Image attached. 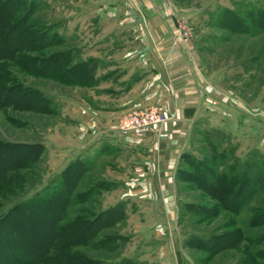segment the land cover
<instances>
[{
    "label": "rangeland",
    "instance_id": "374dc122",
    "mask_svg": "<svg viewBox=\"0 0 264 264\" xmlns=\"http://www.w3.org/2000/svg\"><path fill=\"white\" fill-rule=\"evenodd\" d=\"M176 1L185 10L174 18L175 36L182 43L192 44L194 55L200 64L201 81L213 96L209 101L203 99V106L194 118L184 149L195 157H201L204 135H214L212 130L220 129L225 135L221 147L233 149L234 155L238 157L248 153L250 158L263 164V127H259L261 135L254 131L255 126L262 124L254 120L249 122L247 118L249 115L264 117V30L246 34L231 32L218 26L210 14L223 6H264V0ZM26 2L32 4L34 9L29 17L35 19V23L42 26L44 32H56L57 35L50 36L45 32V42L49 44L37 52L19 50L20 54L17 56L21 64L26 65L28 69L21 68L10 59L0 58L1 65L5 66L13 77L10 81L15 79L26 86L24 99L34 100L40 105L30 110L13 106L10 101L18 91V86H15V89L10 86L9 93L0 97L3 101L0 103V139L36 141L41 144L39 158L33 165L24 169L27 176L19 194L9 196L8 201L4 202L28 195L35 188L46 184L71 160L91 159L92 167L82 177L77 190L82 189L83 184L88 181L96 183L103 180L107 184L92 194L91 205L96 208L115 205L119 216L103 230L110 232L114 238L115 245L112 250L89 247L86 249L88 255L100 258L106 263L120 257H129L138 264H264V223L249 228L254 233L249 240H242L233 247L215 252L200 248L198 242L192 238H206L230 229L229 227L241 225V221L248 214V205L237 213L219 208L215 214H195L191 212L190 206L183 205L184 201L193 200L205 204L216 201L196 188L194 178L193 186L173 179L174 192L171 195H150L155 199V203L145 204L140 199L147 197L146 195L122 193L129 189L123 187L121 178L112 177L114 172L111 168L108 173V161L113 160L117 155L116 151L101 156L84 154L79 139L82 138L85 114L80 113L78 108L75 110V105L83 107L85 87L91 86L95 81L92 79L85 84H78L69 81L71 79H67V76L58 77L54 72L57 67L53 66H56L59 60L54 58L55 61L50 62L52 68L51 65L41 64L40 60L50 51L64 49L69 50L72 62L85 58L83 52L88 41L84 40V34L92 30L90 27L95 29L97 26L89 12L96 2L25 0L23 5ZM29 55L40 58L35 61L29 58ZM93 64L96 68L100 66L98 60H94ZM42 69L47 72L49 70L52 74L47 75ZM35 88L46 95L49 101L43 100L40 103V98L31 99V96L38 97L34 92ZM135 105L137 104L130 108ZM138 105L153 107L160 111L165 119L159 104ZM237 105L245 107L244 114L234 112ZM130 108L124 109L116 116L115 124ZM86 117L88 118V115ZM239 117L242 120L235 126L233 121ZM156 130L149 131L152 133ZM132 149L135 148L127 149L120 156L121 162L125 159L123 155L125 157L133 153ZM138 197L140 206H137L135 201ZM254 202L255 200H252L248 204ZM151 205L155 208H149ZM74 207L75 204L70 212ZM229 223L232 224L228 226Z\"/></svg>",
    "mask_w": 264,
    "mask_h": 264
},
{
    "label": "trees",
    "instance_id": "16d2710c",
    "mask_svg": "<svg viewBox=\"0 0 264 264\" xmlns=\"http://www.w3.org/2000/svg\"><path fill=\"white\" fill-rule=\"evenodd\" d=\"M24 2L0 0V58L10 59L23 69L27 67L17 56L19 50L37 52L49 44L45 42L46 31L29 17L34 10L32 4L26 2L23 5ZM210 16L218 26L231 32L246 34L264 30V6H223ZM55 33L48 32L47 35L54 36ZM71 57L69 50L64 49L50 51L40 61L52 68L50 62L56 58L59 60L53 66L57 67L56 76H67L69 81L78 84L92 81L94 59L87 57L72 62ZM29 58L37 61L40 57L29 55ZM1 64L0 97L9 93L10 86L13 89L18 86L10 101L13 106L25 110L40 106L34 100L24 99L26 86L15 79L10 81L13 77ZM44 71L47 75L52 74L49 70ZM34 92L38 97L31 96V99L40 98V103L49 101L39 89L35 88ZM212 131L214 135L203 137L201 157H195L185 149L180 151L173 179L193 186L194 178L196 188L216 201L211 204L184 201L183 205L190 206L195 214L211 215L219 208L237 213L248 205V214L241 225L206 238L192 236L200 248L215 252L249 240L254 235L249 228L264 223V163L250 158L248 153L242 157L234 155L233 149L220 146L224 133L220 129ZM40 148L41 144L36 141L0 139V264H138L129 257L106 263L86 253L89 247L112 250L114 238L103 230L119 216L115 205L102 208L91 205L92 194L107 184L103 180L88 181L77 190L82 177L92 167L91 159L71 160L46 184L28 195L4 202L9 196L19 194L27 176L24 169L39 158ZM252 200L255 202L249 205ZM74 204V210L70 212Z\"/></svg>",
    "mask_w": 264,
    "mask_h": 264
},
{
    "label": "crops",
    "instance_id": "0c3cea01",
    "mask_svg": "<svg viewBox=\"0 0 264 264\" xmlns=\"http://www.w3.org/2000/svg\"><path fill=\"white\" fill-rule=\"evenodd\" d=\"M92 3L89 12L97 26L84 34L88 43L83 53L85 58L98 60L100 66L93 69L95 83L85 87L83 107L75 105V110L85 114L79 142L84 154L90 156L116 151L107 170H112V177L121 178L123 187L129 189L122 193L143 194L147 197L141 198L142 202L155 203L150 195L174 192L178 155L186 148L203 99L209 101L213 96L201 81L192 44L173 41L174 18L185 10L176 0ZM141 103L160 105L165 119L157 130L118 131L116 116ZM234 108L239 115L246 111L241 105ZM247 119L262 124L252 126L261 135L259 127L264 131V117L249 115ZM241 120L239 117L233 124L237 126ZM131 147L136 150L123 155L121 162L120 156ZM135 201L140 206L139 197Z\"/></svg>",
    "mask_w": 264,
    "mask_h": 264
},
{
    "label": "built area",
    "instance_id": "2783aa9c",
    "mask_svg": "<svg viewBox=\"0 0 264 264\" xmlns=\"http://www.w3.org/2000/svg\"><path fill=\"white\" fill-rule=\"evenodd\" d=\"M173 41L178 42V37L173 36ZM164 116L160 111H157L150 106L135 105L128 111L123 113L116 122L118 131H132L138 128H146L155 130L163 121Z\"/></svg>",
    "mask_w": 264,
    "mask_h": 264
}]
</instances>
